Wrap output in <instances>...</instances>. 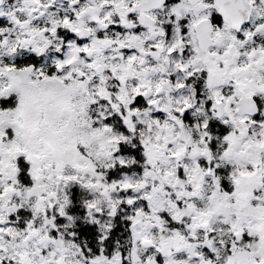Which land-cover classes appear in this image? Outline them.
<instances>
[{
	"label": "snow or ice",
	"instance_id": "1",
	"mask_svg": "<svg viewBox=\"0 0 264 264\" xmlns=\"http://www.w3.org/2000/svg\"><path fill=\"white\" fill-rule=\"evenodd\" d=\"M0 264H264V0H0Z\"/></svg>",
	"mask_w": 264,
	"mask_h": 264
}]
</instances>
